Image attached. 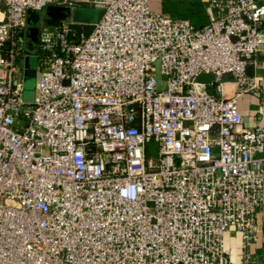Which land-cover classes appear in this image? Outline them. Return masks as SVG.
Segmentation results:
<instances>
[{
	"label": "built area",
	"instance_id": "2783aa9c",
	"mask_svg": "<svg viewBox=\"0 0 264 264\" xmlns=\"http://www.w3.org/2000/svg\"><path fill=\"white\" fill-rule=\"evenodd\" d=\"M206 1L216 16L197 27L149 0H0V264H264L251 251L264 126H244L236 105L257 89L264 5ZM49 6L97 21H49Z\"/></svg>",
	"mask_w": 264,
	"mask_h": 264
},
{
	"label": "crops",
	"instance_id": "0c3cea01",
	"mask_svg": "<svg viewBox=\"0 0 264 264\" xmlns=\"http://www.w3.org/2000/svg\"><path fill=\"white\" fill-rule=\"evenodd\" d=\"M264 5V0H255ZM152 11L169 19H184L197 27L207 25L216 16V10L206 0H149ZM264 30V22L262 25ZM257 82V89L243 93L236 99V105L246 127L264 126V43L256 58V65L251 71ZM257 241L251 251L264 255V191L263 207L257 216ZM226 253L235 261H240L241 236L234 230L224 235Z\"/></svg>",
	"mask_w": 264,
	"mask_h": 264
},
{
	"label": "water",
	"instance_id": "95a60500",
	"mask_svg": "<svg viewBox=\"0 0 264 264\" xmlns=\"http://www.w3.org/2000/svg\"><path fill=\"white\" fill-rule=\"evenodd\" d=\"M40 13L37 11H28L27 13V23L30 27L26 31V41H25V52L29 57H34L37 51V36L38 31L35 26L39 22ZM98 17V12L93 9H84V8H76L74 10H70L65 7H54L49 6L45 11V18L49 21H61L68 20L71 18L73 22L77 24H85V25H93L96 23ZM35 67L29 66L27 63L25 64V82H29L35 79ZM213 75H205L199 76L196 81L203 84H208L213 80ZM224 81H228L227 77H223ZM34 87V86H33ZM24 97L23 100L25 102H31L33 98V88L24 86Z\"/></svg>",
	"mask_w": 264,
	"mask_h": 264
},
{
	"label": "rangeland",
	"instance_id": "374dc122",
	"mask_svg": "<svg viewBox=\"0 0 264 264\" xmlns=\"http://www.w3.org/2000/svg\"><path fill=\"white\" fill-rule=\"evenodd\" d=\"M45 17V16H44ZM78 30H82L85 34H88L91 31V27L90 26H77L76 27ZM28 64L31 67H35L34 65H36V58L35 57H27L25 60V64ZM26 84V87H29L30 89L33 88L34 89V80H31L29 82H24V86ZM161 87H162V83H161ZM213 90V89H212Z\"/></svg>",
	"mask_w": 264,
	"mask_h": 264
},
{
	"label": "bare ground",
	"instance_id": "6f19581e",
	"mask_svg": "<svg viewBox=\"0 0 264 264\" xmlns=\"http://www.w3.org/2000/svg\"><path fill=\"white\" fill-rule=\"evenodd\" d=\"M225 90H226V87H225Z\"/></svg>",
	"mask_w": 264,
	"mask_h": 264
}]
</instances>
